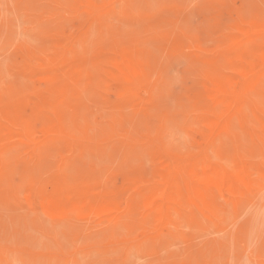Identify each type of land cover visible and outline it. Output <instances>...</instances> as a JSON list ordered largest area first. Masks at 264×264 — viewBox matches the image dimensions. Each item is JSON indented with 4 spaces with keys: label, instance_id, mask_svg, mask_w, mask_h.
Instances as JSON below:
<instances>
[{
    "label": "rangeland",
    "instance_id": "374dc122",
    "mask_svg": "<svg viewBox=\"0 0 264 264\" xmlns=\"http://www.w3.org/2000/svg\"><path fill=\"white\" fill-rule=\"evenodd\" d=\"M64 1H65L64 3L66 4L65 6L64 5L62 6V3H61V6H60V3H57V2H60V0L59 1L57 0V2L56 0L55 1L53 0H0V87H1L0 90L1 92H3L2 89L3 90L6 89L8 92L11 91L9 93V96L13 95L15 92L16 93L15 95L23 96V97H30L29 96L30 94L28 93H30V90H32L34 86H35L34 88H37L38 86H43L41 85V82L38 81L37 79L33 78L32 76H31L32 79L30 78L31 74L29 73L30 71H29L28 65L26 64V57L24 56H27L29 54L38 55L39 53H41L40 55L42 56L44 55L50 56L51 53H53L54 50L56 49L55 48L53 50L52 46L56 47L57 42L61 40L60 42L69 43L71 47L77 46V48H74L73 50L74 52H78L79 51L78 49L81 48L80 50L82 51H80V53L79 52L76 53V56L78 54L79 57L81 56V54H82L81 57L86 56L87 58H90L89 57L90 54L95 55V53L96 55L110 54L112 53L113 48H115V46L119 48L127 47L131 50L133 49L134 53L138 54L139 57L142 59V62L144 63L149 74H151L152 81L154 82V85H155L154 93H158L159 91L162 92L161 95H160V92L158 95L154 94V98L152 97V101L153 99L156 98V96H158L159 98L157 97L158 99L156 98V100L161 99L165 103L163 102L164 104L161 105L160 104L162 102L161 100H160L161 102L157 101V103L153 101L151 107L154 110H151L146 114V117H147L146 119L145 114H141V112H138L134 110L133 108H129L128 105H125L124 103L126 102H124V98L122 99V97L117 92L115 85L110 83L109 81H105L107 79L104 76H101V74L98 71L96 72L95 70V72H93V75L95 76L93 77V79L97 80L98 78L102 77L97 80V84L100 81L101 86L103 83H105V86L107 88V86L110 83V87H113V88H110L108 86L109 88L106 90L105 88H103L104 87L103 86L102 88H99V89H105L106 91H103V90L100 91L99 89H97V87H93L95 86L94 83L93 85H88V87L87 85H85L87 83H85L84 81L81 83L80 87L84 86L81 89V93L83 90V94L81 97L79 96L80 98L78 97V99H75V100L81 103V109L82 111H84L83 110V107H84L85 113H83L82 115V111L80 110H78V112H81V113L78 115L71 113L72 116L76 115L75 116L76 118H74L73 122L74 121L76 122V119H77V120H80V123H81V126L77 125L79 122L78 123L76 122L75 123L76 125L73 124L75 125V127L76 126L78 127L77 130L79 129L80 132H78L79 130L78 131L75 130L74 126L72 125L74 130L78 133L84 132L83 135L85 133L87 134L86 141H83V144L80 143L79 145L80 149H78L79 147H77L76 149L72 150L60 144L48 145L46 146L47 149L46 147H44V149L42 148L38 150L37 151L38 154L36 156L33 155L34 158L30 156L31 159L33 158L34 160H37V161H34L33 159L31 160L29 158L30 149L29 148L26 149L24 145L22 143L17 142V140H12V141L7 140L4 142H1V146L6 148L5 152L3 153L4 155L3 159L5 160L6 164L9 163L7 164L8 167H11L9 169L12 170L13 168V172L9 171L8 169L7 174L8 172L9 173L12 172L14 173V175H11V177H9L10 175L9 174L8 176L6 175L5 178L3 177V180L0 179V181H2L0 182V233H1L0 234V264H6V263L14 264V261H15V264H25V263L26 264H49L52 262L53 264H97L98 262H99L98 264H238L239 262L240 264H242V262L243 264H248V263L264 264V240H263L264 239V210H261L263 212H261L260 210H258L259 212H255L257 211V209H259V207L260 209H263L264 207V200H263L264 197L260 199L261 202L263 201L261 204L262 206H260V203L258 204V202H255L256 200H258L257 197L260 196V193L261 195H263L262 193H264V188H263L264 184L261 187L256 189L257 193L253 192L249 194L248 196H246L245 198H243L240 202L241 205L238 206L239 208L238 207L235 208L234 206L227 205L224 202L221 203L222 205L219 210L220 211L219 218L221 219V222H222V223L220 222V224L222 225L221 229L218 228L220 225L218 227L217 225L214 226L213 225L214 223L212 224V222L207 217L202 216V215H200L201 217L198 216L197 217L198 219H196L195 222L193 223L189 222V218H184L181 220L177 219V223L175 224V226L168 228V230L160 234L161 236L160 238L159 236H157L154 239H152V241L158 240L156 242L157 244H155L154 246L153 244L155 241H153L152 243L151 239L141 238L142 232L139 229L137 230V228L135 229L131 228V230H129L128 227L126 226L128 224L126 223H123V224H114V223L112 224L111 223V225H114V226L110 227L109 225L110 223L102 224L100 220H96V219L95 221L94 219H87L85 217H79L77 215H72L73 217L71 218V216H69L68 217L69 220H68V218H64V217L60 218L58 217V215L56 217V215L53 216L47 212L45 213L42 207L39 206L41 205L40 200L39 201L37 200L38 202H36L35 197L37 196L35 193H33L36 191L37 192L42 191L41 190L42 187L45 186L46 188L47 185H50L52 182L53 183L56 182L55 180L58 179L57 177L63 176L64 178H67L66 180L70 181L72 184H79V183L83 184L82 181H85V182L87 181V183H94V184H98L99 186H101L102 184L101 187H103V184L105 183L104 189H106L107 192L112 189H118V188L120 189L125 184H129V187H127L126 189V193H125L126 195L124 196L126 200V197L130 198L134 194V191H135L134 188L140 185L143 180L149 181L148 183L150 182L154 183L156 181V176L154 175L160 170L161 168L160 163L162 164V162H160L158 159V157L160 158L161 156V154H159L158 152L160 151L162 152L163 150H165V151H168L170 153H173L179 156L187 155V151H188V154L201 153V147L195 141L196 136L194 138L193 135H197V132L200 131L202 127L200 128V125L196 123L195 117H197L196 116L197 113L193 110V106H192L193 104L189 102L190 100H192V96L195 93L199 92L195 89H199V88L202 89V86L200 87V85H202V82H200V80L201 78L203 80V74L205 72H208L211 70H218V68L219 70L223 69V71L227 70L225 69L227 68V64H226V59L224 56L228 54L230 55V54L236 53V48L238 45L233 46V48H231L230 45H231L232 38L236 35L235 26L238 23V21L245 22V21L254 20L255 22H258L259 20L260 23H264V20H263L264 15L261 14V13H264V0H234L235 2L233 0H227V1H230L231 4L233 3L231 7L229 5L230 3L228 2H226L227 4L225 3V0L224 1H221V0H110V1L109 0H93L101 4L104 2L107 3L106 12H104L100 16H92L85 8L79 9V6L81 5L76 2L77 0H73L74 2L73 4L71 0L70 1L64 0ZM220 1L223 2L222 3L223 5L221 4ZM117 2H118V5H117ZM211 2L215 3L221 9L224 7L223 10L221 9H218L220 11L215 10V7L217 9V6H214L213 9H210V11H207L208 9L203 10V7L204 8L210 7V6H207L206 4H209ZM115 3L116 5H114ZM120 3H123V4H120ZM242 4L243 6L241 7ZM204 5H206L207 7H205ZM246 5L249 7H246ZM254 5L256 6V8L258 7L257 9H260L261 11L255 10ZM109 6H112L111 9L109 8ZM115 6L117 8L116 10L114 9ZM261 6H262V9H261ZM174 8L176 11L174 10ZM168 10H169V13H167ZM170 10L175 11L179 15L178 19L181 18L180 16L182 17L184 16V18H181L182 20H179V22H178V19H171V17H174V16H176L177 18V14L172 16L171 14L172 12ZM239 10H242L244 13L242 11L240 12ZM251 10L253 13L250 12ZM71 12L72 14H70ZM178 12H180L181 15ZM210 12L211 14L214 12L216 13L211 15ZM73 13L76 16H74ZM165 13H167L168 16H171V17L166 18ZM83 14H85V16L87 17L86 19H84L85 17ZM189 14L191 16H189ZM105 15L109 19H107ZM164 16H165V19L169 18L170 22H174L170 24L169 22H167L169 25H171L170 28L166 27L168 24L165 23ZM78 17L80 18L84 17V18L83 19L81 18V20L78 21V19H76ZM153 17H155L156 19ZM192 17L194 18V20L192 19ZM233 17L236 18V20L233 19ZM19 18L21 21H19ZM152 18L155 21L157 20L158 25H155L157 24L155 23V21H150L152 20ZM139 19L141 21L143 20L144 22H140L141 23L140 24L138 21ZM82 20H84V22H81ZM145 20L147 22L146 25H144L146 23ZM18 21L19 23L22 22L20 23L22 25H20ZM97 21H99L100 23ZM182 21H183V24H181ZM148 22H151L150 24L152 25L154 22V25H153L154 27L148 24ZM185 22L187 24H185ZM97 23H99L98 25L99 28H97ZM56 24L58 25L56 26ZM103 24L104 25L106 24V26H104ZM142 24L144 26H141ZM172 24L174 25L176 24L177 26L176 25L174 26ZM95 26L97 29L95 28ZM18 27L19 29L21 28V30H19ZM62 27L63 28L66 27V28H64L63 30ZM45 28L49 30L47 31V29ZM85 28L87 29L88 33L87 31L84 32L86 30ZM89 29L93 30L92 31L93 35H91L92 33L89 35L90 40L89 38L88 39L85 38V36L89 34ZM104 29H107L108 31L104 32L105 31ZM176 29H179V30H176ZM13 30H14V33H13ZM55 30L57 32H55ZM224 30L227 32H225ZM97 31H99V33H97ZM233 31L235 32L234 34L232 33ZM58 32L60 33V35H62L63 38H61V36L58 35L59 34ZM152 32L155 33L154 35L156 37L157 35L160 38L164 37L163 39L164 41H162V39L160 38L156 39L155 36H152L153 34L151 35V38H150L149 35ZM53 33H57V34L55 35ZM182 34H183V37L181 36ZM56 36H59V37H56ZM170 37L171 39H169ZM50 38H52V40ZM165 38L167 41L169 40L170 43L172 42V45L168 43L169 41L165 42ZM158 39H160L161 41L160 42L158 41L159 45L157 44L156 46L154 42L158 43L157 42ZM177 39L178 41H176ZM151 40L153 41V43ZM86 42H87V45H86ZM77 43L80 45V47H78ZM175 43H176L175 47H171V46H174ZM43 47L45 48L44 49L45 51L42 49ZM33 49H36L35 52ZM46 50H50V52L48 51V53L50 54L45 53L47 52ZM197 50L203 51L207 59L200 58L196 54ZM21 54L24 55L23 57L25 58V60L21 58L22 56ZM209 60L211 62H209ZM183 61L186 63H184ZM20 66H21V69H19ZM25 69L28 71H26ZM19 75L21 76V79ZM25 76L26 78L24 79L23 77ZM29 78L33 81H30V80L28 81ZM179 78L180 80H178ZM196 78H199L200 80L199 79L196 80ZM22 79L25 80V83H27V86L26 84L22 85V83H24V81L23 82L21 81ZM94 82L96 81L94 80ZM175 82L177 83V85H175L176 84ZM31 83L33 84L35 83L34 86ZM29 85L32 88L31 87L29 88L28 87ZM196 85L197 87L198 86L199 87L197 88ZM91 86L95 89H93ZM21 87H26L29 90H26V88L23 90L21 89ZM114 89H115V92H113ZM108 90H109V93L107 92ZM22 91H24V93ZM33 91L34 89L31 92L33 93ZM8 92L6 94H8ZM0 94H3V93H0ZM3 95H5V93ZM186 95L187 96L189 95L188 97L189 99H186L187 98ZM116 97H118L117 100H116ZM259 97H261L262 99L261 98L259 99ZM255 99L259 100V103L256 102ZM250 101L255 102V104L260 109H262V111L264 112V84L262 85L261 90L258 93H253L250 96ZM180 104L182 106L183 104L184 105L186 104L185 110L187 112L182 108ZM118 105L121 106L122 108L124 106L126 111L124 110V108L122 109ZM159 105L164 106V107L167 106L166 108L168 107L169 108L168 109L164 108L165 110H163V109H160L161 107ZM126 106L128 108H126ZM113 107L116 108L115 111L112 110L114 109ZM118 107L120 109H118ZM130 109L131 110L133 109L134 112L133 110L131 111ZM116 110H118V114ZM119 110H121L123 113L121 114L120 113L121 111ZM248 110H247L246 128L239 127L238 123L235 124V126L236 125L238 126V129L243 130L241 131L244 135L241 134V132H239L240 130L237 131V126H236L234 128L236 129V131L234 130L236 133L235 135L236 138H233L235 141L231 139L230 137H225L226 139L230 138L231 141L229 140L230 141L229 142L226 139H225L226 141H224L223 139L222 142H220L221 144L219 143L220 145L218 144L216 146L217 148L210 147L208 148L207 151L205 150L207 155L208 156L210 155L209 157H212L215 151H217V154L221 153L220 154L222 155L221 158L219 157V154L218 155L216 154V157L210 158L211 160L213 159L212 160L213 162H220V163L222 161L228 162L231 159V157H234L230 160L231 162H233V159L235 160V158H239V159L244 160V162L250 165H253L254 167L259 166L260 164L261 166H264V159H263L264 155L262 156V158L260 157L262 153V149L261 151L259 149L258 151L259 153L256 154L257 153L256 150H258L259 146L262 145L261 148L264 149V142H263L264 139H261L260 137L255 135V141H258L256 142L258 146H256L257 149L255 147V151L253 149L254 154H253V151L252 150L250 151V149L248 148V146L249 147L251 146L250 144L249 145L247 144L249 140L251 144L254 143L253 147L256 144L255 141L253 142L254 137L251 136L252 134L249 132V130L253 129L255 133L258 134L257 130H259V127H260L259 123L256 120V117L252 115L250 111ZM112 111L115 112L114 115ZM124 111H125V114H127L128 116L124 114ZM156 111L158 115L157 113H155ZM153 112L155 113V115ZM186 113H189L190 117L188 116V114L186 115ZM194 113L196 115L194 116L191 115ZM130 114L132 115L136 114L137 117L134 115L135 120L133 119L131 120L130 117L133 118L134 116H131ZM159 114H161L163 117ZM79 115L80 116L82 115L83 117L81 118L79 117ZM112 115L114 116V118ZM139 115L141 118L139 117ZM187 116L189 117L188 121H186ZM84 118H86L85 121H84ZM150 118H152L154 121H152V119ZM155 120L157 123H155ZM185 121L187 124L186 123L184 124ZM97 122L99 124L101 123L100 126L96 124ZM110 122H111V126H110ZM117 122L120 124H117ZM158 122H160V124L162 125H160ZM249 123H251L252 125H250ZM116 124H117L118 129L115 126ZM130 124H131V127H130ZM194 124L195 126H193ZM83 125L84 127L82 128ZM164 125H167L168 127ZM170 125H172V127ZM188 125L190 128L191 127L192 128L188 129ZM175 126L176 128H174ZM142 127L145 129H142L141 131ZM165 127L169 128L168 131L165 130L167 129ZM97 128H100L103 130V132L101 130L102 134L99 133L100 131H98L99 129L97 130ZM104 130H107V132ZM149 130H151V133L154 132L153 133L154 135L152 134L151 136V133ZM159 130L162 133H160ZM187 131H188V135L186 137L185 133ZM123 132L125 135L124 138L122 135ZM248 132H249V136L252 139L248 137L247 135ZM128 133L131 134V136ZM149 133H150V136H149ZM189 133L191 135L190 139L188 138ZM112 134L114 138L111 137ZM120 134L121 136H119ZM146 134L147 136H144ZM157 135L160 137V140ZM167 135L169 136L167 137ZM105 136L108 139L107 143L104 142L106 140ZM138 136L140 138H138ZM245 136L248 137L249 139V140L247 139V142H245V139L243 140L242 138V137L245 138ZM116 138H118L117 139L118 141L123 142L121 147L119 146L120 142H119V145H117L118 143H116L117 141L115 140ZM163 138L164 140L166 139L165 141H169L170 144L172 145L170 146L169 144V146H166L168 144L167 142L163 140ZM186 138L189 139L190 141L188 140L189 141L188 142ZM191 138H194L192 140H194L195 142L194 141L191 142L192 141ZM111 139H114V140H111ZM88 141L90 143H88ZM124 141L127 144L124 143ZM91 143L94 144V146ZM163 143L165 145H163ZM227 143L229 144L231 149L229 148ZM244 143H246L247 145H245ZM90 144L92 147L90 146ZM148 144H150L149 146L150 148L147 146ZM6 145H9V146H6ZM234 145L236 146L235 150H234ZM152 146H154V149ZM220 146L221 148H224V149L226 148V149L223 150L220 148ZM245 146H247V148H244ZM167 147L170 151L167 149ZM84 148L86 149L84 150ZM186 148L188 149L187 151H186ZM178 149H180L181 151L180 150L178 151ZM151 150L153 151V153ZM244 150L248 154L245 153ZM211 151L212 152L214 151V152L212 153ZM228 151H230V153L232 152V154H230ZM150 152L152 155L149 154ZM211 153H212V156H211ZM125 154L128 156L127 159H125L126 158ZM93 157L95 160L93 159ZM152 158L155 159V161L158 160L159 163L152 161ZM214 158L216 160H214ZM260 158L263 160V162H261ZM149 162L150 164L153 165V167L152 165L149 164ZM154 163L155 165L156 164L157 165L154 166ZM227 164L229 165V163H226V165ZM146 167H149L150 169L149 172ZM150 173L152 175H150ZM6 177L11 178V180L8 178L6 179ZM25 178L27 181L25 180ZM152 179H155V180H152ZM50 186H48L47 189H49ZM106 186H108V188L110 189H108ZM130 188L132 189V191L130 190ZM252 194L253 196H251ZM261 197L262 196H260V198ZM246 198L249 200L246 201L247 200ZM36 203H39V204H36ZM33 204L35 207L36 206L37 207L32 208ZM250 205L252 206L249 207ZM241 209L244 211H246L247 209V212L246 213L244 212L245 215H242L243 213L241 212L242 211ZM254 212L255 214H253ZM226 213L228 214L229 218H233V219L230 220L226 218L227 216ZM254 215H256V218L258 219H255ZM199 218H200V221H199ZM238 218L239 220L242 219L239 222V224L237 220ZM201 219H203L202 221H204L202 224H201L202 222ZM208 220L210 222H208ZM228 220L231 222H229ZM71 221H74V222H71ZM86 222H88V224H86ZM224 222H227V223L224 225L223 224ZM228 223L230 224L228 225ZM233 223L234 225L232 228L231 225ZM236 225H238L239 228L234 227ZM111 228H114V229H111ZM259 228L261 229V232L259 233V235L263 234L262 238H259V236L257 235L258 233L256 234V232L259 231ZM211 231L213 232V234H211ZM227 231H229V233ZM234 234H236L235 236L237 237H235ZM238 234H240L241 236L240 235L238 236ZM253 236L256 239L252 240ZM36 242H38V244ZM247 242L248 244L249 243L250 244L248 245ZM141 248L144 250V253H143V250H141ZM131 249H133V251ZM91 254L94 256L97 254V256H95L96 258L93 259V256ZM197 254L199 255V258ZM97 257H99V259ZM13 259H17V260H13ZM78 260H79V263H78Z\"/></svg>",
    "mask_w": 264,
    "mask_h": 264
},
{
    "label": "bare ground",
    "instance_id": "6f19581e",
    "mask_svg": "<svg viewBox=\"0 0 264 264\" xmlns=\"http://www.w3.org/2000/svg\"><path fill=\"white\" fill-rule=\"evenodd\" d=\"M53 1H55V0H53ZM61 1L62 0H60V2H57V0H56L57 3H60V6H61V3H62V6L63 5L65 6L66 5L64 3L65 1L64 0L62 2ZM71 1H72V4H73L74 3L73 0H71ZM221 1H224V0H221ZM76 2L81 5V6H79V9L80 8H82V9L85 8L92 16H100L104 12H106V10H107V3H105V2L102 3V4L101 3H97V2H95L93 0H77ZM226 2L230 3V1L225 0V3ZM110 3H109V5H110ZM113 3H114V1H113ZM189 3H191V2H189ZM211 3L206 4L207 6H210V7H208V8H204L203 7V10L204 9H206V10L208 9L207 11H210V9H213L214 6H217L215 3H213V2H211ZM222 3L223 2H221V4ZM262 3H263V1H262ZM120 4H123V3H120ZM232 4L231 3L229 4L230 7H231ZM114 5H116V3ZM117 5H118V2H117ZM126 5H125V7H126ZM206 5H204V6L207 7ZM211 5H212V7H211ZM234 5H236V4H234ZM247 5H246V7H249ZM242 6H243V4L241 5V7ZM244 6H245V4H244ZM111 7L112 6H109L110 9H111ZM121 7H122V5H121ZM193 7H194V5H193ZM109 8H108V10H109ZM223 8L221 9L219 6H217V9L215 7V10L220 11L218 9L223 10ZM250 8H249V10H250ZM257 8L255 6V10H260V9H257ZM114 9L115 10L117 9L116 6H115ZM133 9H135V8H133ZM261 9H262V6H261ZM174 10H175V8H174ZM253 10H254V8H253ZM112 11H114V10H112ZM175 11H171L172 13L170 12L172 14V16L177 14ZM239 11L241 12L242 10H239ZM250 12H252V10ZM114 13H112V14H114ZM167 13H169V10H168ZM167 13H165L166 14V18L167 17H171V16H168ZM178 13H180V12H178ZM214 13H216V12H214ZM214 13H212V14H214ZM70 14H72V12ZM76 14H77V12H76ZM187 14H188V12H187ZM210 14H211V12H210ZM261 14L264 15V13H261ZM73 15L76 16L74 13H73ZM83 15H84L85 18L84 17H81V18L82 19L83 18L86 19L87 17L85 16V14H83ZM180 15H181V13H180ZM233 15H235V14H233ZM178 16L179 15L177 14V18H176V16H174L175 18L171 17V19H178L179 18ZM189 16H191V15L189 14ZM105 17H106V15H105ZM155 17H153V18H155ZM180 17L184 18V16L183 17L180 16ZM81 18L78 17L76 19H78V21H80ZM95 18H97V17H95ZM153 18L150 21H155V20H153ZM181 18L178 19V22H179V20H182ZM23 19H24V17H23ZM107 19H109V18H107ZM164 19H165V16H164ZM185 19H186V17H185ZM192 19L194 20L193 17H192ZM233 19L236 20V18H234V17H233ZM74 20H75V18H74ZM146 20H145V22H146ZM169 20L170 19L168 18V19H165L164 21H165V23L169 22V24L170 23H174V22H170ZM19 21H21L20 18H19ZM19 21H18V23H19ZM138 21H139V23L140 22H144L143 20L141 21L140 19ZM81 22H84V20H82ZM97 22H99V21H97ZM20 23H22V22H20ZM99 23H97V28H99L98 27ZM102 23H104V22H102ZM150 23L151 22H148V24H150ZM155 23H157V20L155 21ZM93 24H94V22H93ZM146 24H147V22L144 25H146ZM181 24H183V21L181 22ZM185 24H187V23L185 22ZM20 25H22V24H20ZM57 25L58 24H56V26ZM137 25H135V26H137ZM144 25L142 24L141 26H144ZM150 25L153 26L154 22H153V25L152 24H150ZM155 25H158V23L155 24ZM168 25L166 27L170 28L171 25H169V27H168ZM172 25H174V24H172ZM104 26H106V24ZM174 26H172V27H174ZM52 27H53V25H52ZM64 28H66V27H64ZM64 28H63V30H64ZM95 28H96V26H95ZM18 29H19V27H18ZM45 29H47V28H45ZM19 30H21V28ZM48 30L49 29H47V31ZM63 30H62V32H63ZM104 30H105L104 32L108 31L107 29H104ZM176 30H179V29H176ZM53 31H54V29H53ZM86 31H87V29L84 32H86ZM92 31L93 30L89 29V34H87L85 36V38H87V39L89 38V40H90L89 35L91 33H92L91 35H93ZM99 31H97V33H99ZM235 31H236V35L232 38L230 47L233 48V46H235V45H238V46L236 48V53H233V54H230V55L228 54V55L224 56L225 59H226L227 68H225V67H223V68H225L227 70H225V71H223V69L219 70V68L217 67L219 71L218 70H211V71L205 72L203 74V80L201 78L202 81L199 78H196V80L199 79L200 82H202V85H200V87L202 86V89L201 88H199L200 90L199 89H195V90H197L199 92L198 93L194 92L195 94L192 96V100H190V102H189V103L193 104L192 105L193 106V110L197 113V115L195 113L191 114V115H193V116L196 115L197 116V117H195L196 118L195 121H196L197 124L200 125V128L202 127L200 129V131L197 132V135H193L194 138L196 136V138H195L196 140L195 141L201 147V153H199V154H188V151H187L188 149L187 148H186L187 155H180V156L176 155V154H173V153H170V152L165 151V150H163L162 152L161 151L158 152L159 154H161L160 158L158 157V159H159L160 162H162V164L160 163V167L161 168L154 175V176H156V181L154 183H151V182L148 183L149 181H144L143 180L141 182V184L139 183L140 185H138V186H136L134 188L135 189L134 194L130 198L126 197V200H125L124 196L126 195L125 194L126 193V189H127V187H129V184H125L124 183L125 185L122 186L120 189L119 188L118 189H112V190H109L107 192L106 189H104V187H105L104 184L105 183L103 184V187H101L102 184H101V186H99L98 184L87 183V181L86 182L82 181L83 184H80V183L79 184H72L70 181L66 180L67 178H64L63 176H59V177H57L58 179L55 178L57 180L54 179L56 182H54V183L52 182L50 184L51 186L47 185L46 188H45V186L42 187V189H41L42 191L33 192L37 196V197H35V199H36L35 201L38 202L40 200V204L41 205H39V206L42 207L44 212L45 213L47 212V213H49L50 215H53V216L56 215V217L58 215V217H60V218H62V217L68 218L69 216H71V218H72L73 217L72 215H77L79 217H85L87 219H94V220L96 219V220H100L102 224H104V223H108L109 224L110 223L109 224L110 227L114 226V225H111V223L112 224L113 223L114 224L126 223L128 225H126V224L125 225L128 227L129 230H131V228H133V229L137 228V230L139 229L142 232L141 238H143V239H151V241H152V239H154L157 236H159V238H160L161 237L160 234L164 233V231L168 230V228H170L172 226H175V224L177 223V219L181 220V219H184V218H189V222L193 223V222H195L196 219H198L197 217L200 216V215L207 217L212 222V224L214 223L213 224L214 226L217 225V227H218L220 225L218 228L221 229L222 228V225L220 224L221 219L219 218V214H220L219 210H220V207L222 205L221 203L224 202L225 204L234 206L236 208L239 205H241L240 202H241V200L243 198H245L246 196H248L249 194H251L253 192L257 193L256 189L261 187L264 184V166H261L260 163H259L260 164L259 166L254 167L253 165H250V164L244 162V160L239 159V158H235V160L233 159V162H231L230 160L232 158H234V157H231V159L229 160L230 162L229 161L228 162L227 161L226 162L222 161L223 162V164H222V162L221 163L220 162H213L212 161L213 159L212 160L210 159L212 157H216L217 151H215V152L213 151L215 156L214 155L212 156L213 152L211 151L212 152L211 153L212 157H209L210 155L208 156L207 153L205 152V150L207 151L208 148H210V147L211 148H213V147L217 148L216 146L220 142H222L223 139H224V141H226V140L229 141L230 138L231 139L236 138V136H235L236 135V133H235L236 129H234V128L237 125L235 126V124L238 123L239 127L246 128V126H247V110L248 109H249L248 111H250V113L256 117V120H257V122L259 123V126H260L259 130H257L258 134L255 133V131L253 129L249 130V132L252 134L251 136L254 137L253 138V142L255 141V135H257L261 139H264V112L262 111V109H260L255 104V102L250 101V96L253 93H258L261 90L262 85L264 84V23H260L259 20H258V22H255L254 20L245 21V22L244 21H238V23L235 26ZM55 32H57V31L55 30ZM69 32H71V31H69ZM225 32H227V31H225ZM13 33H14V30H13ZM87 33H88V31H87ZM232 33L234 34L235 32L233 31ZM53 34L56 35L57 33H53ZM101 34H102V32H101ZM154 34L155 33L152 32L149 35L150 38H151V35L155 36ZM58 35H60V33ZM60 36H61V38H63L62 35H60ZM181 36L183 37V34ZM56 37H59V36H56ZM165 37H167V36H165ZM18 38H19V36H18ZM157 38H160V37L157 35L156 39ZM50 39L52 40V38H50ZM160 39H162V41H164L163 40L164 37H161ZM160 39H158L157 42L158 41L160 42L161 41ZM169 39H171V37ZM186 40H188V39H186ZM60 41L57 42L56 47L52 46L53 50L55 48L56 49L54 50V52L51 50L53 53H51L50 56H45L44 53H43L44 56L40 55L41 53H39L38 55L29 54L27 56H24V55L21 54L22 55L21 56L22 59L25 60L24 57H26V64L28 65V68H29V71H30L29 73L31 74L30 78L32 76L33 78H35L38 81H40L41 85H43V86H38L37 88H34L35 87L34 86L35 83L34 84L31 83L34 86L33 87L34 91L32 93L31 91L33 89L30 90V93H28V94H30L29 95L30 97H23V96L15 95L16 94L15 92H14V94L12 92L13 95L9 96V93L11 91L8 92L6 89H4V90H6L8 92V94H6L7 93L6 91H4L2 89L3 92H1V90H0V93H3V94L5 93V95L0 94V179H2V180H3V177L5 178L6 175L8 176L10 174L9 177H11V175H14V173H12L13 172V168H12V170L9 169V168H11V167H8V165H7L9 163L6 164L5 160L3 159L4 158L3 157L4 156L3 153L5 152L6 148L1 146V142L7 141V140H9V141L17 140V142L22 143L26 149L27 148L30 149V151H29V149H28V151L30 152L29 158L31 159V157L34 158L33 155L36 156L38 154L37 153L38 150H40L42 148L44 149V147H46L48 145L60 144V145H63L64 147H68V148L73 150V149H76L77 147H79L80 143L83 144V141H86L87 134L85 133L83 135L84 132L83 133L82 132L78 133V132H80V130L78 129L79 130L78 131L77 130L78 127L77 126L75 127V125H76L75 123L76 122L77 123L79 122L77 125L81 126L80 120L76 119V122L75 121L73 122L74 118H76L75 117L76 115L72 116V114H71V113H74V114L78 115V114L81 113V112H78V110L82 111L81 103H79L75 99H78V97L79 96L81 97L82 94H83V90H82V93H81V89L84 86L80 87V85H81V83L83 81L85 83H87V84H85V85H87V87H88V85H93V83H94L95 86H93V87H97V89H99V88H102L104 86L103 88H105L106 90L110 87V83L114 84L117 92L122 97V99L124 98V102H126V103H124V102L123 103L125 105H128L129 108H133L134 110H136L138 112H141V114H145V117H146V114L149 111L154 110L151 107L153 101L156 102V103H157V101H159V102L162 101L161 99H160L161 101L160 100H156V98L158 97L156 95H155L156 98L153 99V101H152V97L154 98V94L158 95L160 91L158 93H154L155 92V85H154V82L152 81L151 74H149V72L147 71L144 63L142 62V59L139 57L138 54L134 53L133 49L131 50V49L127 48V47H120L119 48V47L115 46V48H113L112 53H110V54L96 55V53H95L96 56L94 54H90V56H89L90 58H87L84 55H83L84 57H81L82 54H81L80 57L78 56V54L76 56V53H78V52L80 53V51H82V50H80L81 48L78 49L79 50L78 52H74L73 50H74V48H77V46L76 47L72 46L73 47V49H72V47L70 46L69 43H64V42H60ZM62 41H64V40H62ZM166 41L167 40L165 38V42ZM176 41H178V39ZM87 42H86V45H87ZM159 42L158 43L154 42V44L157 46V44L159 45ZM152 43H153V41H152ZM168 43L170 45H172V42L170 43V41H169ZM84 44H82V45H84ZM50 45H51V43H50ZM77 45H78V47H80V45L78 43H77ZM175 45H176V43L174 44V46H171V47H175ZM29 49H31V48H29ZM29 49H28V51H29ZM42 49L44 50L45 48L43 47ZM83 49H84V47H83ZM33 50L35 52L36 49H33ZM37 51H39V50H37ZM46 51L47 52H45V53L50 54V53H48V51L50 52V50H46ZM75 51H77V50H75ZM91 51H92V49H91ZM98 53H99V51H98ZM69 54H70V56H69ZM196 54L202 59H207L206 56L204 55L203 51H200V50L198 51L197 50ZM92 56H94V57H92ZM21 62H22V60H21ZM209 62H211V61L209 60ZM184 63H186V62H184ZM24 67H25V65H24ZM19 69H21V66L19 67ZM95 70H96V72L98 71L101 74V76H104L107 79L105 81H109L110 82L109 85H108L109 87L107 86V88H106L105 83H103L102 86H101L100 81L98 83L99 85L97 84V80L102 78V77L98 78L97 80L93 79V77H95L93 75V72H95ZM26 71H28V70H26ZM26 71H24V72H26ZM20 75H21V73H20ZM177 77H179V76H177ZM199 77H200V75H199ZM23 78L25 79L26 76L23 77ZM30 78L28 79V81L29 80L33 81V80H31L32 78L31 79ZM20 79H21V76H20ZM24 79L21 80L22 82L24 81V83H22V85L26 84V86H27V83H25ZM35 79H34V81H35ZM94 80L96 82H94ZM178 80H180V78ZM177 82H179V81H177ZM188 84H190V83H188ZM175 85H177V83ZM198 85H199V83H198ZM28 87L30 88L31 86L29 85ZM196 87H197V85H196ZM25 88L26 87H21V89H23V90ZM110 88H113V87H110ZM0 89H1V87H0ZM93 89H95V88H93ZM105 89H99V90L100 91L101 90L106 91ZM26 90H29V89L26 88ZM95 91H97V90H95ZM22 92L24 93V91H22ZM107 92L109 93V90ZM113 92H115V89H114ZM161 93L162 92H160V95H161ZM17 94H18V92H17ZM163 96H165V95H163ZM108 97H109V95H108ZM188 97H189V95L187 96L186 99H189ZM117 98L118 97H116V100H117ZM260 98L261 97H259V99ZM255 101L259 103V100L255 99ZM91 102H93V101H91ZM163 102L164 101H162L160 104L162 105V104L165 103V102L164 103ZM119 103H121V102H119ZM112 104H111V106H112ZM161 105H159L161 107L160 109L165 110L164 108H166L167 106L164 107V106H161ZM185 105L183 104L184 107H185ZM183 106H182V108L185 110L186 107L184 108ZM119 107H121V106H119ZM119 107H118V109H120ZM110 108H112V107H110ZM113 108L114 109H112V110L115 111L117 106H116V108L115 107H113ZM123 108H124V106H123ZM126 108H128V107L126 106ZM168 108H166V109H168ZM83 110L84 111H82V115H83V113H85L84 107H83ZM124 110L126 111L125 108H124ZM134 110H133V112H134ZM156 110H157V108H156ZM114 111H112L113 115L115 113ZM116 111H117V114H118V110H116ZM119 111H121V110H119ZM125 111H124V114H125ZM120 113L122 114L123 112L121 111ZM155 113H157V111ZM155 113H154V115H155ZM187 114L189 116V113H186V115ZM82 115L81 116L79 115V117L82 118L83 117ZM125 115L128 116L127 114H125ZM130 115L131 116H134V115L136 116V114H134V115L130 114ZM130 115H129V117H130ZM157 115H158V113H157ZM159 115H161V114H159ZM135 116L133 118L130 117L131 120L132 119L135 120L134 119ZM161 116H160V118H161ZM188 116L186 117V119H187L186 121H188V118L190 117V116L189 117ZM69 117H71V118H69ZM79 117H78V119H79ZM139 117H140V115H139ZM113 118H114V116H113ZM113 118H111V119H113ZM85 119L86 118H84V121H85ZM146 119H147V117H146ZM150 119H152V118H150ZM193 120H194V118H193ZM152 121H154V120L152 119ZM186 121L184 122V124L186 123ZM140 123H141V121H140ZM155 123H157L156 120H155ZM158 123L160 124V122H158ZM181 123H182V121H181ZM193 123H194V121H193ZM73 124H75V125H73ZM96 124H98V126H100L101 123L99 124L97 122ZM117 124H120V123L117 122ZM117 124L115 126L118 129ZM164 124H166V123H164ZM249 124L252 125L251 123H249ZM72 125L74 126L75 130H77L78 132H76L74 130ZM127 125H128V123H127ZM146 125H147V123H146ZM160 125H162V124H160ZM110 126H111V122H110ZM112 126H114V125H112ZM123 126H124V124H123ZM164 126H167V125H164ZM170 126L172 127V125H170ZM193 126H195V124ZM238 126H237V131L240 130V129H238ZM83 127H84V125L82 126V128ZM128 127H129V125H128ZM130 127H131V124H130ZM148 127H149V125H148ZM167 127H165V128H167ZM111 128H113V127H111ZM174 128H176V126ZM189 128L190 127L188 125V129ZM142 129H145V128L142 127L141 131H142ZM168 129L169 128H167L165 130L168 131ZM177 129H178V127H177ZM97 130L100 131L99 132L100 134H102V132H103L102 129L97 128ZM101 130H102V132H101ZM110 130H112V129H110ZM241 130L239 132H241V134H243L242 133L243 130L242 131ZM90 131H92V130H90ZM104 131L107 132V130H104ZM134 131H135V129H134ZM138 131H140V130H138ZM149 131L151 133V130H149ZM185 131H186V129H185ZM188 131L186 132L187 134L185 133L186 137L188 135ZM93 132H95V131H93ZM93 132H92V134H93ZM249 132H248L247 135H248V137L250 139H252L249 136ZM150 133H149V136H150ZM153 133L154 132L151 133V136H152ZM160 133H162V132L160 131ZM88 134H89V132H88ZM90 134H91V132H90ZM147 134L144 135V136H147ZM117 135H118V133H117ZM122 135H123V138H124V136H125L124 132H123ZM129 135L131 136V134H129ZM178 135H180V134H178ZM119 136H121V134ZM135 136H136V134H135ZM168 136L169 135H167V137ZM246 136H245V138L242 137L243 140L245 139V142H247V139H248V137H246ZM111 137L114 138L113 134L111 135ZM176 137H177V135H176ZM190 137H191V135L189 133L188 138L190 139ZM225 137H230V138L226 139ZM138 138H140V137L138 136ZM194 138H191V140L194 139ZM105 139L106 140L104 142L107 143L108 139L106 138V136H105ZM117 139L118 138H116L115 140H117ZM189 139H187V141ZM111 140H114V139H111ZM159 140H160V137H159ZM163 140H164V138H163ZM117 141H116V143H118L117 145H119L120 141H118V142ZM193 141L194 140H192L191 142H193ZM249 141L247 142V144L248 145L250 144L253 147L254 143L251 144ZM94 142H95V140H94ZM165 142H167V144H168L166 146H169L170 142L169 141H165ZM256 142H258V141H255V143ZM263 142H264V140H263ZM88 143H90V142L88 141ZM99 143H101V142H99ZM124 143H126V142L124 141ZM164 143H163V145L166 144V143L165 144ZM224 143H226V142H224ZM91 144H90V146H91ZM122 144H123V142H120L119 146L121 147ZM244 144L247 145L246 143H244ZM256 144H255V146L253 148L251 146L250 147L248 146L250 151L251 150L253 151V149L255 151V147L258 146V144L257 145ZM92 145L94 146V144H92ZM151 145H152V143H151ZM171 145L172 144H170V146ZM259 145H260V143H259ZM6 146H9V145H6ZM147 146L149 147L150 144H148ZM228 146H229V144H228ZM152 147L154 149V146H152ZM261 147H262V145L259 146L258 150H256L257 153L256 152L255 153L258 154L259 153L258 152L259 149H260V151L262 149V153L260 155V157L262 158V156L264 155L263 154L264 153L263 152L264 149L261 148ZM220 148H221V146H220ZM229 148H230V146H229ZM235 148H236V146L234 145V150H235ZM244 148H247V146H245ZM46 149H47V147H46ZM78 149H80V147ZM85 149L86 148H84V150ZM167 149H168V147H167ZM221 149L225 150L226 148L225 149L221 148ZM256 149H257V147H256ZM94 150H95V148H94ZM179 150L180 149H178V151ZM176 151H177V149H176ZM254 151H253V154H254ZM228 152L230 153V151H228ZM244 152H245V150H244ZM152 153H153V151H152ZM158 153H157V155H158ZM225 153H227V152H225ZM229 153H227V154H229ZM245 153H247V152H245ZM149 154H151V152ZM220 154H219V157L221 158L222 155H220ZM230 154H232V152ZM125 156H126L125 159H127L128 156L126 154H125ZM261 158H260V160H261V162H263V160ZM55 159H56V157H55ZM93 159H94V157H93ZM214 160H216V159L214 158ZM34 161H37V160H34ZM152 161H155V159L152 158ZM155 162L157 163L158 160L155 161ZM27 163H29V162H27ZM224 163H225V165H224ZM226 163H229V165L227 164L228 165L227 166ZM232 163H234V164H232ZM149 164H150V162H149ZM150 165H152V164H150ZM156 165L154 163V166H156ZM12 166H13V164H12ZM152 167H153V165H152ZM146 168L148 169V172H149V170H150L149 167H146ZM8 169H9V171H12V172H10V173L8 172V174H7V170ZM14 170H16V169H14ZM150 175H152V174L150 173ZM7 178L8 177H6V179ZM39 178H40V176H39ZM8 179L11 180V178H8ZM25 180H26V178H25ZM152 180H155V179H152ZM0 182H2V181H0ZM19 182H20V180H19ZM48 186H50L49 189H47ZM106 187L108 188V186H106ZM43 188H45V189H43ZM108 189H110V188H108ZM130 190L132 191L131 188H130ZM255 193H254V195H255ZM262 194L263 195H261V193H260V196H262V197L260 198V196L258 195L259 196V197H257L258 200L255 201V202H258V204L260 203V206H262L261 204L263 202V201L261 202L260 199H262L264 197V193H262ZM251 196H253V194ZM248 200L249 199H247L246 201H248ZM36 204H39V203H36ZM251 206L252 205H250L249 207H251ZM34 207L35 206L33 204L32 208H34ZM254 207H255V205H254ZM226 209H227V207H226ZM258 210H260V211L264 210V207H263V209H260V207H259V209H257V211H255V212H259ZM241 212L240 213L242 215H245L244 212L246 213L247 209H246V211L242 210ZM255 212L253 214H255ZM261 212H263V211H261ZM226 215H227L226 218H228L230 220L233 219V218H229L227 213H226ZM77 216H75V217H77ZM254 217H255V219H258V218H256V215H254ZM243 219H245V218H243ZM15 220H17V219H15ZM68 220H69V218H68ZM202 220L203 219H201V221ZM209 220H208V222H210ZM237 220H238V224H239V222L242 219L239 220V218H238ZM199 221H200V218H199ZM71 222H74V221H71ZM88 222H89V220H88ZM88 222H86V224H88ZM203 222L204 221H202L201 224ZM229 222H231V221H229ZM226 223L227 222H224L223 224L225 225ZM229 224L230 223H228V225ZM205 225H207V224H205ZM233 225H234V223L231 225L232 228H233ZM115 227H117V226H115ZM234 227H238V225H236ZM111 229H114V228H111ZM84 230H85V228H84ZM238 231H240V230H238ZM227 232L229 233V231H227ZM260 232H261V229L259 228V231L256 232V234L258 233L257 235L259 236V238H262L263 234L259 235ZM133 233H134V231H133ZM211 234H213L212 231H211ZM219 235H221V234H219ZM235 235L236 234H234V236ZM239 235L240 234H238V236ZM248 235H249V233H248ZM235 237H237V236H235ZM243 238H245V237H243ZM253 239H256V238H254V236H253L252 240ZM153 241H155L154 244H153V246H154L155 244H157L156 242L158 240L157 241L153 240ZM153 241H152V243H153ZM36 243L38 244V242H36ZM233 244H235V243H233ZM247 244H248V242H247ZM148 247H150V246H148ZM180 248H182V247H180ZM131 250L133 251V249H131ZM141 250H143V249L141 248ZM143 253H144V250H143ZM92 256H93V259H94V258H96L95 256H97V254L95 256L94 255H92ZM160 256H161V254H160ZM11 258H12V256H11ZM97 258L99 259V257H97ZM198 258H199V255H198ZM13 260H17V259H13ZM52 261H53V259H52ZM45 262H46V260H45ZM78 263H79V260H78ZM14 264H15V261H14ZM49 264H53V262L49 263ZM238 264H240V262ZM242 264H243V262H242ZM248 264H250V263H248Z\"/></svg>",
    "mask_w": 264,
    "mask_h": 264
}]
</instances>
